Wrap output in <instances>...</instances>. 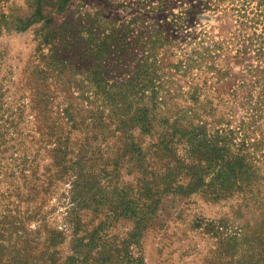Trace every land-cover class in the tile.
Returning <instances> with one entry per match:
<instances>
[{
	"label": "rangeland",
	"instance_id": "1",
	"mask_svg": "<svg viewBox=\"0 0 264 264\" xmlns=\"http://www.w3.org/2000/svg\"><path fill=\"white\" fill-rule=\"evenodd\" d=\"M64 1L0 0V264L74 263L69 257L87 249L80 237L101 243L89 251L91 264H239L248 237L264 232V201L253 198H264V162L251 187L219 199L176 190L183 177L165 190L155 183L154 206L138 190V146L92 124L101 114L109 119L114 94L154 63L146 56L155 35L158 58L171 48L178 57L187 31L214 22L204 5L217 0ZM38 11L44 17L24 28ZM170 33L177 38L164 44ZM70 115L86 117L81 129Z\"/></svg>",
	"mask_w": 264,
	"mask_h": 264
},
{
	"label": "trees",
	"instance_id": "2",
	"mask_svg": "<svg viewBox=\"0 0 264 264\" xmlns=\"http://www.w3.org/2000/svg\"><path fill=\"white\" fill-rule=\"evenodd\" d=\"M222 2L204 5L214 22L198 23L199 32L187 31L178 57L177 49L171 48L169 56L158 58L160 37L155 35L154 46L146 56L154 63L148 65L146 61L137 74V80L143 74L148 79L122 87L125 90L114 94L117 109L110 118L101 114L92 123L97 131L104 129L100 135L111 127L125 136L126 145L138 146L137 165L145 174L138 190L150 194L154 206L161 192L154 189L155 183H165V190L183 177L187 183L175 185L176 190L202 191L219 199L251 187L261 178L257 166L264 162V0ZM43 17L38 11L23 27ZM175 38L177 35L170 33L163 43L171 45ZM130 92L134 94V108L127 104ZM77 117L70 115L81 129L86 117ZM136 132L151 142L143 146ZM178 145H183L184 156L179 155ZM120 160L121 156L116 158L118 167ZM78 162L82 171L81 159ZM74 170L79 177V169ZM259 195L254 193L255 201H264ZM99 230L95 227L94 233ZM84 238L80 237L79 245L87 249L70 256V261L74 260L71 264L79 258H84L83 264H91L87 257L94 259L89 251L101 243L93 237ZM248 240V252L239 264H264V232ZM237 245L236 240L233 254ZM109 248L98 251V255ZM104 258L113 261V254Z\"/></svg>",
	"mask_w": 264,
	"mask_h": 264
}]
</instances>
